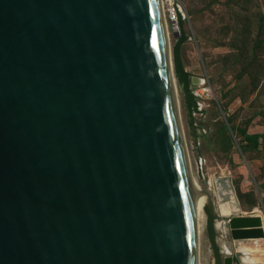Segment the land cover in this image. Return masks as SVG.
Returning a JSON list of instances; mask_svg holds the SVG:
<instances>
[{"label":"water","instance_id":"1","mask_svg":"<svg viewBox=\"0 0 264 264\" xmlns=\"http://www.w3.org/2000/svg\"><path fill=\"white\" fill-rule=\"evenodd\" d=\"M160 11L161 0H0V264H200L179 92L192 113L204 79ZM219 179L201 188L214 264H241L240 234L264 230L226 231L257 210L225 178L241 212L226 216Z\"/></svg>","mask_w":264,"mask_h":264},{"label":"rangeland","instance_id":"2","mask_svg":"<svg viewBox=\"0 0 264 264\" xmlns=\"http://www.w3.org/2000/svg\"><path fill=\"white\" fill-rule=\"evenodd\" d=\"M178 1L181 19L179 31L169 28L171 46L175 34L184 31L183 64L192 76L204 79L193 87L199 106L192 113L179 92L195 182L200 190L205 176L230 179L243 211L257 210L264 219V150L241 132L264 134V0ZM201 228L200 264H214L206 216ZM259 235L242 233L239 241L253 250L264 242ZM245 254L250 264L264 263V250Z\"/></svg>","mask_w":264,"mask_h":264},{"label":"bare ground","instance_id":"3","mask_svg":"<svg viewBox=\"0 0 264 264\" xmlns=\"http://www.w3.org/2000/svg\"><path fill=\"white\" fill-rule=\"evenodd\" d=\"M161 13L162 22L164 23V27L166 29V32L169 33L170 31L168 25L163 20V14ZM192 184L195 189L196 194V217H197V230H198V244L200 245L201 242V235H202V220L205 218L204 214V207L207 203V196H205L202 192V189H198V186L195 182V177L193 176ZM200 186V185H199ZM214 191L216 192V196L218 197V200L220 202V206L226 216L231 215H238L241 214L236 197L234 196V192H232V189L230 187L229 181L225 178H220L219 180H216L214 186ZM258 211L255 213H252L250 215L245 216V218L238 219L231 221L228 223L226 227V231L230 232V234L237 232L241 228H247L248 229H254V230H264V219L261 226H258V222H260V217L258 214ZM207 218V217H206ZM263 225V226H262ZM261 242V241H260ZM255 247L253 250H247L244 243L239 246L237 249V256L241 264H250V261H248L246 254L243 255V253H259L262 250H264V242H262L258 245V242L254 244ZM261 264H264L263 262Z\"/></svg>","mask_w":264,"mask_h":264},{"label":"built area","instance_id":"4","mask_svg":"<svg viewBox=\"0 0 264 264\" xmlns=\"http://www.w3.org/2000/svg\"><path fill=\"white\" fill-rule=\"evenodd\" d=\"M162 14L169 28L179 31V15L181 12L178 0H161Z\"/></svg>","mask_w":264,"mask_h":264},{"label":"trees","instance_id":"5","mask_svg":"<svg viewBox=\"0 0 264 264\" xmlns=\"http://www.w3.org/2000/svg\"><path fill=\"white\" fill-rule=\"evenodd\" d=\"M179 18L181 19V15H179ZM241 132L245 136L247 141L252 143L257 149L262 147V149L264 150V134L250 135L244 130H241Z\"/></svg>","mask_w":264,"mask_h":264},{"label":"flooded vegetation","instance_id":"6","mask_svg":"<svg viewBox=\"0 0 264 264\" xmlns=\"http://www.w3.org/2000/svg\"><path fill=\"white\" fill-rule=\"evenodd\" d=\"M194 108V107H193Z\"/></svg>","mask_w":264,"mask_h":264}]
</instances>
